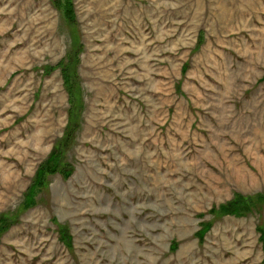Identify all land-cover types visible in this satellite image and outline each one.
Segmentation results:
<instances>
[{
    "label": "rangeland",
    "instance_id": "374dc122",
    "mask_svg": "<svg viewBox=\"0 0 264 264\" xmlns=\"http://www.w3.org/2000/svg\"><path fill=\"white\" fill-rule=\"evenodd\" d=\"M262 193L264 0H0V264H264Z\"/></svg>",
    "mask_w": 264,
    "mask_h": 264
},
{
    "label": "trees",
    "instance_id": "16d2710c",
    "mask_svg": "<svg viewBox=\"0 0 264 264\" xmlns=\"http://www.w3.org/2000/svg\"><path fill=\"white\" fill-rule=\"evenodd\" d=\"M72 65L73 63H71V65H68V63H60L57 66L60 67V70H62V74L67 75L63 78V80L65 86L66 85L68 86V88L67 86L66 88L70 94L71 92H73V90H75L74 86L75 85L77 86L75 80L73 79L74 70ZM69 72L72 74V77L69 74ZM74 130L75 129H72L70 134H67V137L68 138L71 137V138L69 140L67 138L66 140H64V142H61L60 145H58L57 148H55L51 152V154L44 161V163L39 166L35 177V183L33 184L34 189L46 187V185L49 184V178L55 174L62 175L64 179H68L72 175L74 169L70 164L63 161V154L64 152H66L65 150L69 149L73 144L75 138L74 137L75 134H73ZM25 207H27V204ZM263 207H264V193L259 194L253 198L250 197L245 198L241 195H236L230 202L222 205L217 210L213 209L212 211H210V213L217 212L223 216L244 217L249 213H251L252 210H260ZM211 226L212 225L209 224H202L201 230L199 232H196L195 237L198 239L200 243L203 242L204 236L209 231ZM6 227L8 228V225H6ZM256 229L258 234L260 235L259 241L262 243V247L264 250V229L261 226H258ZM65 231L67 230H65V228L64 229L62 228L60 232H65ZM59 239L62 243L66 245V247L70 248L71 239L69 235L66 237L65 234L60 235ZM176 248H177V244L172 243V250L174 251L176 250Z\"/></svg>",
    "mask_w": 264,
    "mask_h": 264
}]
</instances>
